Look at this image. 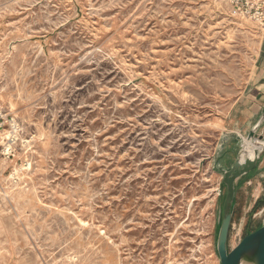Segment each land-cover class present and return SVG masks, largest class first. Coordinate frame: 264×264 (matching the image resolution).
Here are the masks:
<instances>
[{
	"label": "rangeland",
	"instance_id": "obj_1",
	"mask_svg": "<svg viewBox=\"0 0 264 264\" xmlns=\"http://www.w3.org/2000/svg\"><path fill=\"white\" fill-rule=\"evenodd\" d=\"M263 51L230 0H0V264H220L215 168ZM245 192L230 248L264 219Z\"/></svg>",
	"mask_w": 264,
	"mask_h": 264
},
{
	"label": "water",
	"instance_id": "obj_2",
	"mask_svg": "<svg viewBox=\"0 0 264 264\" xmlns=\"http://www.w3.org/2000/svg\"><path fill=\"white\" fill-rule=\"evenodd\" d=\"M263 129L264 107L262 114L245 137V141L253 150L254 155L243 157L244 149H242L231 168L223 170L222 173L224 192L218 210L216 235V253L220 264H264V219L253 230H250L249 226L245 236L235 247L230 248L229 245L238 184L256 169L262 154H264V147L261 151L256 148L257 140L264 141Z\"/></svg>",
	"mask_w": 264,
	"mask_h": 264
},
{
	"label": "crops",
	"instance_id": "obj_3",
	"mask_svg": "<svg viewBox=\"0 0 264 264\" xmlns=\"http://www.w3.org/2000/svg\"><path fill=\"white\" fill-rule=\"evenodd\" d=\"M261 57L259 70L260 76L257 82L253 83L248 88L244 95L236 101L234 107L229 112L228 122L231 125L232 130L225 134L226 139L222 142V148L220 150L221 154L215 168L216 172L220 175H222L223 170L231 168L234 164L237 156H239L243 149L242 145L247 133L262 114L264 107V51L262 52ZM254 186H256L255 190ZM245 191L258 193L256 196L253 194L252 199L249 202L246 201L245 204H248L247 209L249 211L253 209L252 207L254 204H264V154H262L256 169L243 178L238 184L233 223L239 218L238 214L241 209L240 204H242L240 193H247ZM257 207L258 205L256 208ZM256 208L252 210V213ZM245 210L246 209L244 208L242 213L243 219H245L247 213Z\"/></svg>",
	"mask_w": 264,
	"mask_h": 264
},
{
	"label": "built area",
	"instance_id": "obj_4",
	"mask_svg": "<svg viewBox=\"0 0 264 264\" xmlns=\"http://www.w3.org/2000/svg\"><path fill=\"white\" fill-rule=\"evenodd\" d=\"M236 14L264 29V0H230Z\"/></svg>",
	"mask_w": 264,
	"mask_h": 264
},
{
	"label": "bare ground",
	"instance_id": "obj_5",
	"mask_svg": "<svg viewBox=\"0 0 264 264\" xmlns=\"http://www.w3.org/2000/svg\"><path fill=\"white\" fill-rule=\"evenodd\" d=\"M236 29V28H235ZM16 48V47H15ZM14 124V123H13ZM32 139V138H31ZM26 143V142H25ZM258 148V147H256ZM259 150H261L260 148H258ZM253 156L254 155V152L253 150L248 146V144L246 143V151H245V154H244V157L245 156ZM30 163V162H29ZM27 165V164H26ZM31 165V164H30ZM2 168V167H1ZM28 169V168H27ZM18 173V172H17ZM6 188V187H5ZM27 189V188H26ZM2 193V192H1ZM5 194V193H4ZM1 197V196H0ZM7 197V196H6ZM4 199V198H3ZM23 209V208H22ZM110 237V236H109ZM98 238V237H97ZM112 240V239H111ZM8 252V251H7ZM82 252V251H81ZM80 255V254H79ZM88 255V254H87ZM81 257V256H79ZM118 257V256H117ZM40 258V257H39ZM83 259V258H82ZM76 260V259H75ZM120 260V259H119ZM73 264V263H72Z\"/></svg>",
	"mask_w": 264,
	"mask_h": 264
}]
</instances>
